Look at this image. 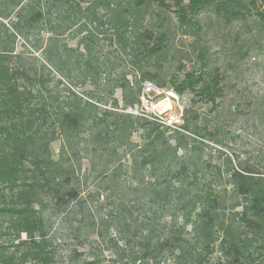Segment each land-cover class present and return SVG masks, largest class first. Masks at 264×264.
I'll return each mask as SVG.
<instances>
[{"label": "rangeland", "instance_id": "obj_1", "mask_svg": "<svg viewBox=\"0 0 264 264\" xmlns=\"http://www.w3.org/2000/svg\"><path fill=\"white\" fill-rule=\"evenodd\" d=\"M34 1L44 12L43 20L32 26L19 25L9 66L11 69L23 66L35 79L32 83L23 79L20 82L36 96L33 103L37 108L62 106L70 101L71 91L77 93L83 103H94L105 94L109 82L110 86L117 87L112 96H106L109 102L99 108L124 111L134 117L142 112L156 114L167 124L180 125L188 106L189 115L193 112L199 115L198 125L203 122L201 126L205 125L208 130L215 125L218 128L216 138L221 144L206 138V146L200 151L203 160L212 164L222 162L224 156L217 152L222 149L232 154L236 162L264 170V37L257 50L242 39L235 43L238 34L249 38L255 32L242 35L246 29L239 23L225 25L211 11L201 13L202 30L196 47L206 49L209 64L219 67L224 76L225 92L216 112L210 113L207 105L200 101L191 102L189 94L180 96L167 88L163 89V98L158 101L153 98L160 92L151 96L153 103L149 100L125 107L122 90L118 87L122 76L128 81L129 96H132L141 85L140 73L136 70L146 69L169 78L198 68L196 52L191 46L194 38L183 34L184 29L179 26L174 11L151 5L136 14L130 7L140 29L147 27L167 33L166 47L161 52L140 54L139 59H135L131 43L127 40L124 50L117 41L108 22L110 12L98 9L92 21L77 11L75 3L84 9L91 0ZM16 10L10 17L16 19ZM2 21L8 25L6 19ZM99 21L105 24L100 25ZM57 24L54 31L52 27ZM8 27V31H0V45L11 44L10 34L15 31L10 22ZM239 43L250 47L245 58L236 53ZM130 60H140V63L132 64ZM85 62H89L90 67ZM113 99L117 107L111 103ZM94 113V110L87 113L83 127L69 141L58 137L51 143L54 160L74 169L68 181L77 186L76 198L66 196L58 204L51 199V193L40 188L41 201L35 204V209L43 216L53 263L171 264L179 245L173 239L165 240L173 234L184 245L191 242L190 226L185 225L174 207L175 194L166 196L162 192L157 197L153 196L152 189L160 190L165 183L173 186V172H163L159 168L151 172L135 166V160L140 158L138 148L143 144L142 130L130 126L124 132V136L130 132L128 139L124 136L117 139L111 134L113 114L97 121ZM108 124L105 129L108 134L101 137L106 142L101 145L91 132ZM63 138L70 146H63ZM215 186L223 188L220 184L215 183ZM19 236L26 238L24 232Z\"/></svg>", "mask_w": 264, "mask_h": 264}, {"label": "trees", "instance_id": "obj_2", "mask_svg": "<svg viewBox=\"0 0 264 264\" xmlns=\"http://www.w3.org/2000/svg\"><path fill=\"white\" fill-rule=\"evenodd\" d=\"M24 1L0 0V31H8L9 22L15 31L10 34L11 44L0 45V264H54L43 216L35 209V204L41 201L40 188L51 193V199L57 204L66 196L69 199L77 197V186L68 181L74 169L54 160L51 143L58 137L69 141L83 127L91 110L95 111L97 121L113 114L111 134L117 139L121 140L130 126L142 130L143 144L138 148L140 158L135 160V166L148 168L151 172L158 168L173 172L175 185L165 183L161 184L160 190L152 189L153 196L157 197L162 192L166 196L175 194L174 207L179 210L185 225L190 226L191 242L184 245L173 234L165 240L173 239L179 245L171 264H264V170L236 162L232 154L228 155L222 149L217 150L219 156H224L222 162L212 164L203 160L200 151L206 146V138L221 144L216 138L218 128L215 125L208 130L205 125L201 126L203 122L198 125L199 115L195 112L189 115L188 106L180 125L167 124L156 114L142 112L134 117L124 111L99 108L109 102L106 96H112L117 87L110 86L109 82L105 94L94 103H83L79 95L71 91L70 101L63 103L64 106H53L50 111L45 106L37 108L33 103L36 96L20 82L23 79L32 83L35 79L23 66L14 69L9 66L19 25L32 26L42 22L44 17L43 10L37 7L39 3ZM63 1L68 3L70 0ZM151 5L174 11L179 26L184 29L183 34L194 38L191 46L199 66L169 78L146 69L136 70L140 73L141 85L132 96H129L128 81L122 76L118 87L122 90L125 107L140 105L144 84L150 83L160 92L154 96L155 101L163 98L162 91L167 88L180 96L189 94L191 102L200 101L207 105L210 113H215L225 92L224 76L219 67L209 64L206 49L196 47L202 30L199 15L211 11L222 24L236 22L244 26L246 30L242 35L254 31L249 38L238 34L234 41L238 43L242 39L257 50L264 37V0H124V4L123 0H91L84 9L75 3L77 11L92 21L96 19L98 9L110 12L108 22L117 41L124 50L129 41L135 59H139L140 54L161 52L166 47V32L147 27L140 29L137 17L130 12V7L138 14L143 7ZM15 9L16 19L10 17ZM2 19H6L8 25ZM58 26L54 25L52 29L55 31ZM84 27L87 29L85 23ZM246 43L244 46L239 43L236 53L241 58L248 55L250 47ZM138 61L140 63V60H130V63ZM88 63L85 65L90 67ZM39 80L43 82V77ZM111 103L114 107L118 105L114 99ZM108 126L91 132L101 145L106 142L101 137L108 134L105 130ZM129 133L124 136L125 140ZM64 138L63 146H70ZM215 183L223 188L217 189ZM5 222L9 223L7 230L3 229ZM8 229L14 232L11 239L7 238ZM21 232L26 234L25 239H20ZM145 249L149 251V248Z\"/></svg>", "mask_w": 264, "mask_h": 264}, {"label": "built area", "instance_id": "obj_3", "mask_svg": "<svg viewBox=\"0 0 264 264\" xmlns=\"http://www.w3.org/2000/svg\"><path fill=\"white\" fill-rule=\"evenodd\" d=\"M159 90L154 87L153 85H151L150 83H145L144 87H143V93L141 95V102L145 101L148 103V101L150 100V102H152L151 100V96L154 95L155 93H158ZM153 103V102H152ZM151 104V106L153 107V105ZM9 223L5 222L3 223V229L7 230V226ZM8 234H7V238H11L10 236L13 237V230L8 229Z\"/></svg>", "mask_w": 264, "mask_h": 264}]
</instances>
